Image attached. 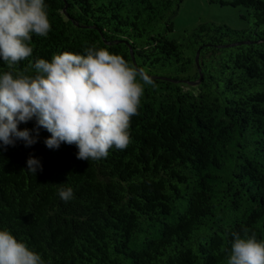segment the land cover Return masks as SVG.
<instances>
[{"label": "trees", "instance_id": "1", "mask_svg": "<svg viewBox=\"0 0 264 264\" xmlns=\"http://www.w3.org/2000/svg\"><path fill=\"white\" fill-rule=\"evenodd\" d=\"M181 1L0 0V264H264V0Z\"/></svg>", "mask_w": 264, "mask_h": 264}, {"label": "rangeland", "instance_id": "2", "mask_svg": "<svg viewBox=\"0 0 264 264\" xmlns=\"http://www.w3.org/2000/svg\"><path fill=\"white\" fill-rule=\"evenodd\" d=\"M221 1L223 0H182L173 17L174 29L169 35L182 39L186 31L206 21L226 23L235 28H246L252 24L251 15L246 7L233 6ZM185 82L192 86L197 84V80Z\"/></svg>", "mask_w": 264, "mask_h": 264}, {"label": "water", "instance_id": "3", "mask_svg": "<svg viewBox=\"0 0 264 264\" xmlns=\"http://www.w3.org/2000/svg\"><path fill=\"white\" fill-rule=\"evenodd\" d=\"M198 61V53H197V55H196V62Z\"/></svg>", "mask_w": 264, "mask_h": 264}]
</instances>
